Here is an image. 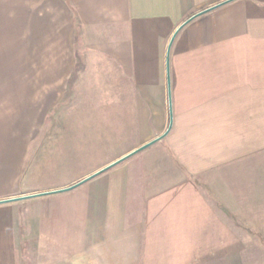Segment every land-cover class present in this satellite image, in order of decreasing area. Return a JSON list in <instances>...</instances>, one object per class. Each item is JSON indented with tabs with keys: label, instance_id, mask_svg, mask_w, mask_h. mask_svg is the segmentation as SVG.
Wrapping results in <instances>:
<instances>
[{
	"label": "crops",
	"instance_id": "obj_1",
	"mask_svg": "<svg viewBox=\"0 0 264 264\" xmlns=\"http://www.w3.org/2000/svg\"><path fill=\"white\" fill-rule=\"evenodd\" d=\"M9 1L0 264H264V0Z\"/></svg>",
	"mask_w": 264,
	"mask_h": 264
},
{
	"label": "rangeland",
	"instance_id": "obj_2",
	"mask_svg": "<svg viewBox=\"0 0 264 264\" xmlns=\"http://www.w3.org/2000/svg\"><path fill=\"white\" fill-rule=\"evenodd\" d=\"M5 24V34L0 33V70L7 71L9 74L8 84L14 81L16 70L30 69V63L22 61L26 59V54L29 52L30 47L26 45H16V13L14 4L8 3L7 6H0V26ZM3 28V27H2ZM3 30V29H2ZM28 246L30 247V239H27Z\"/></svg>",
	"mask_w": 264,
	"mask_h": 264
}]
</instances>
